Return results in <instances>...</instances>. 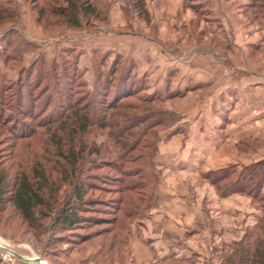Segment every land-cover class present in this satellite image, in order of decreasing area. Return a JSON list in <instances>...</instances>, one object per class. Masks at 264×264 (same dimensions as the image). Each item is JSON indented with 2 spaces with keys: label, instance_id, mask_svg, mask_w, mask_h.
<instances>
[{
  "label": "rangeland",
  "instance_id": "1",
  "mask_svg": "<svg viewBox=\"0 0 264 264\" xmlns=\"http://www.w3.org/2000/svg\"><path fill=\"white\" fill-rule=\"evenodd\" d=\"M192 1L0 0V245L43 259L0 249V264H264V83L243 71L264 69V2L235 16L247 51L231 59ZM200 136L217 148L183 151ZM170 163L190 172L174 192L207 209L238 197L236 230L227 212L157 245L146 223Z\"/></svg>",
  "mask_w": 264,
  "mask_h": 264
},
{
  "label": "crops",
  "instance_id": "2",
  "mask_svg": "<svg viewBox=\"0 0 264 264\" xmlns=\"http://www.w3.org/2000/svg\"><path fill=\"white\" fill-rule=\"evenodd\" d=\"M198 2V6L202 7L200 10V13L203 14V19L201 20V24H205V30H207V33L218 43V47L223 49V53L228 56V58H235L240 53H245L247 51V47H245V50L243 48V41L246 40L247 36H243L239 34L238 29H236L237 25V17L236 15H241V11L244 5H251L262 4L264 0H193L192 3ZM185 15L189 18H192L193 16L198 17L197 15H194V13H191L190 10H185ZM200 17V16H199ZM203 21L205 23H203ZM246 34L249 35V30L245 29ZM201 34V33H200ZM250 41V39H247ZM258 41L257 37L252 38V42ZM252 47H256L255 43H251ZM178 47H176L177 49ZM195 48V47H194ZM243 48V50H241ZM195 50V49H194ZM197 51V50H196ZM172 54V53H171ZM198 54H200L198 52ZM246 54V53H245ZM178 56L177 54H172V57ZM179 62V61H178ZM188 63L189 61L186 60ZM245 67L243 70L247 75H249L250 78L247 80V84L251 83H264V69H255L251 67L249 64ZM188 73H191L192 75H196L198 78L206 77L204 80L209 81V77L213 76V74H216V70H203V67H195V66H189ZM240 67V66H239ZM221 80L220 85L225 86H233L239 85L242 81H235L233 79H229L228 77H220ZM244 78H242L243 80ZM247 79V78H246ZM244 79V80H246ZM234 85V86H235ZM209 138L216 137V132H208ZM203 137L200 136V140L198 142H194L193 140H186L184 144L181 146L183 148V151H189L192 148H196V145L202 144L203 146H217V141L206 139L203 141ZM202 142V143H201ZM214 142V143H213ZM208 144V145H206ZM216 144V145H215ZM225 145L220 144L217 152L218 154H222L224 151ZM217 148V147H216ZM174 151V146L171 147H164L163 151ZM161 151V152H163ZM193 151V150H192ZM167 152V151H166ZM175 153V151H174ZM214 158V157H211ZM163 161H161L159 164H162L164 162V158H162ZM212 160V159H211ZM215 160V159H214ZM178 166H176L175 163H170L166 166L163 165L162 167V173L160 179L158 180V186L156 189V192L153 193V200H152V206L150 208V215L149 219L150 221H147L146 223L147 227H151L152 233L159 234L157 236L156 241L157 245H163L164 243L169 246L171 243L170 239L164 236V234L173 233L176 231L175 229L181 228L179 230V233H185V228H189L188 231H193L199 234H206L207 229L210 227V219L209 217H214V220L220 219L223 214L230 213V215H235V220H229L227 223H225L227 228H229V231H234L236 229L238 224L236 221L238 220V216L236 213V209H233V203H236L235 208H237L238 203V197L237 196H223L222 191L217 195L215 192L210 194V200H212L213 205H210L207 209V206H204L202 204V197L194 196V191H191L190 188L182 191V192H174L176 190V187L181 185V181L187 176L190 175V172H187L186 170L177 169ZM186 168V167H185ZM203 168V167H202ZM205 168H210L208 165H205ZM188 169V167L186 168ZM203 170V169H202ZM206 170V169H205ZM189 173V174H188ZM167 175V176H166ZM183 193V194H182ZM207 196V195H206ZM194 199V200H193ZM208 201V199L206 198ZM195 201V202H194ZM204 201V200H203ZM217 204V205H216ZM216 205V206H215ZM214 212V213H213ZM220 217H219V216ZM221 224V228L223 227L222 224H224L222 221L218 222V224ZM159 241H161L160 244Z\"/></svg>",
  "mask_w": 264,
  "mask_h": 264
},
{
  "label": "trees",
  "instance_id": "3",
  "mask_svg": "<svg viewBox=\"0 0 264 264\" xmlns=\"http://www.w3.org/2000/svg\"><path fill=\"white\" fill-rule=\"evenodd\" d=\"M67 9H69V10H74L75 9V5L73 4V3H70V7L68 6V8ZM20 194H23V193H20ZM19 194V195H20ZM78 205H76V207H77ZM76 207H72V208H70V209H68V211L66 210L61 216H60V218H61V223H59V224H61L62 226H65V224H67V225H69V224H76V223H78L79 222V218H81V217H79L78 215H77V211H76ZM79 207V206H78Z\"/></svg>",
  "mask_w": 264,
  "mask_h": 264
},
{
  "label": "water",
  "instance_id": "4",
  "mask_svg": "<svg viewBox=\"0 0 264 264\" xmlns=\"http://www.w3.org/2000/svg\"><path fill=\"white\" fill-rule=\"evenodd\" d=\"M0 249L4 250V251H7V252H10L12 255H14L15 257L23 260V261H26V262H36V263H42L43 259L42 258H29V257H25V256H22L20 254H17L15 253L14 251H12L11 249L7 248V247H4L2 245H0Z\"/></svg>",
  "mask_w": 264,
  "mask_h": 264
},
{
  "label": "built area",
  "instance_id": "5",
  "mask_svg": "<svg viewBox=\"0 0 264 264\" xmlns=\"http://www.w3.org/2000/svg\"><path fill=\"white\" fill-rule=\"evenodd\" d=\"M5 254L11 256L12 254L10 252L4 251Z\"/></svg>",
  "mask_w": 264,
  "mask_h": 264
},
{
  "label": "bare ground",
  "instance_id": "6",
  "mask_svg": "<svg viewBox=\"0 0 264 264\" xmlns=\"http://www.w3.org/2000/svg\"><path fill=\"white\" fill-rule=\"evenodd\" d=\"M34 259L37 258V257H33Z\"/></svg>",
  "mask_w": 264,
  "mask_h": 264
}]
</instances>
